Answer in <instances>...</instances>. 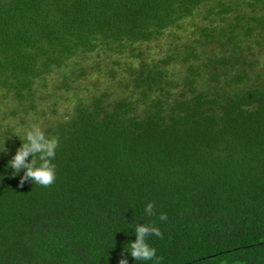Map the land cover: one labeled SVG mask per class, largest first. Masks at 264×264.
<instances>
[{"label": "trees", "instance_id": "trees-1", "mask_svg": "<svg viewBox=\"0 0 264 264\" xmlns=\"http://www.w3.org/2000/svg\"><path fill=\"white\" fill-rule=\"evenodd\" d=\"M198 17L176 58L125 63L121 96L79 99L45 130L51 187L20 186L7 165L22 141L0 133V264H157L124 251L138 224L161 230L159 264H264V0H0V93L35 111L53 71L139 59Z\"/></svg>", "mask_w": 264, "mask_h": 264}, {"label": "rangeland", "instance_id": "rangeland-1", "mask_svg": "<svg viewBox=\"0 0 264 264\" xmlns=\"http://www.w3.org/2000/svg\"><path fill=\"white\" fill-rule=\"evenodd\" d=\"M201 17L195 20H188L185 23L184 31L174 30L165 33L160 39L139 46V59L119 56L116 53L101 52L91 54L83 60H79L81 66L86 67L85 75L76 77H62V70L53 71L36 88L37 108L35 111L23 112L17 107L16 101L11 98L4 99L0 93V133L10 131L24 136L26 131L33 125H39L45 131L47 128L64 121L74 109L79 99L91 100L94 96L108 94L111 98L121 96L124 89L121 82L126 77L125 63L136 67L139 63L157 61L169 55L178 56L182 52V45L191 43L195 38L192 34V23H200ZM169 33L176 37L172 38ZM259 49H254L256 52ZM127 55V54H126ZM257 57H262L259 53ZM140 60V61H139ZM120 62L121 65H113V62ZM185 64L175 62L169 69L175 74L184 70ZM113 72V73H112ZM15 110V115L11 112Z\"/></svg>", "mask_w": 264, "mask_h": 264}, {"label": "clouds", "instance_id": "clouds-1", "mask_svg": "<svg viewBox=\"0 0 264 264\" xmlns=\"http://www.w3.org/2000/svg\"><path fill=\"white\" fill-rule=\"evenodd\" d=\"M22 145L16 150L15 155L9 161L7 167L13 169V176H17L23 171V175L20 176V186L23 187L26 181H32L35 185L42 187H51L57 179L56 165L53 163L56 157V152L59 147V140L56 137H49L45 131L39 125H33L28 129L24 136H20ZM6 148V147H5ZM6 148L5 151L8 152ZM31 157V160H29ZM148 215H153L155 211V204L148 203L145 209ZM160 220L166 221L167 215L165 213L160 214ZM135 241L130 242V253L135 261H153L157 258V250L152 247L147 241L150 236H156L163 238L161 230L149 224H138L135 227ZM119 264H128V259L122 257L119 260Z\"/></svg>", "mask_w": 264, "mask_h": 264}]
</instances>
